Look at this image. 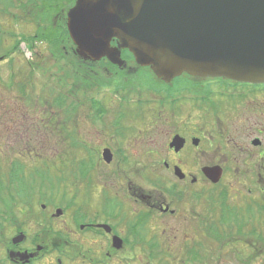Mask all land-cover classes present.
Masks as SVG:
<instances>
[{"label":"flooded vegetation","instance_id":"flooded-vegetation-1","mask_svg":"<svg viewBox=\"0 0 264 264\" xmlns=\"http://www.w3.org/2000/svg\"><path fill=\"white\" fill-rule=\"evenodd\" d=\"M64 23L66 27L65 20ZM29 26L36 29L33 23ZM10 34L16 38L25 36L12 29ZM110 47H117L115 39ZM45 48L52 68L56 69L55 62L63 65L77 60L92 66L93 89L101 88L97 87L103 81L100 76L107 83L125 78L131 82L132 74L139 70L126 50H120L124 66L118 67L106 58L96 62L81 60L70 40L58 49L46 43ZM40 65L45 64L36 63L35 69ZM49 69L45 67L43 73ZM147 73L160 84V89L143 87L138 79L130 85H116V93L125 104L135 105L134 119L141 120L139 124L150 115L157 137L167 134L162 145L154 141L155 150H144L142 144V152L147 151L142 158H153L152 155L156 160L159 158L158 167L151 168L158 181L147 176L154 185L152 191L147 194L131 191L127 183L124 201L103 199L100 212L93 213L95 201L92 200L88 220L68 213L65 207L56 217L53 214L56 208L40 206L44 213L33 216L36 218L33 225L15 224L11 236L5 231L0 233V264H231L221 263L222 250L236 239L249 248L254 258L250 262H238L255 264L259 251L257 240L264 237V216L259 219L257 214L258 206H264V84L226 86L221 81L188 77L176 88L174 82L165 84ZM58 80L61 76L53 89L59 91L63 84ZM132 93L136 95L131 100L128 97ZM147 94L154 99L145 98ZM100 106L101 103L93 101V108ZM228 122L233 125L232 130ZM131 138L139 144L134 136ZM104 149L110 151L111 163L120 169L124 180L129 178L131 172L121 171L127 165L126 155H121L120 162L107 145L99 149L101 156ZM213 167L219 168L220 173L215 183L204 173ZM199 186L205 187L200 189L201 194L194 195ZM194 205L199 206V213ZM178 218L190 220L195 231H187L179 238L172 234ZM220 218L227 221L211 231L210 221ZM40 220L43 222L36 224ZM228 236L229 240L225 241ZM211 250H214L212 254ZM229 251L235 255L243 253L236 248ZM203 255L208 258L212 255L211 263Z\"/></svg>","mask_w":264,"mask_h":264},{"label":"rangeland","instance_id":"rangeland-1","mask_svg":"<svg viewBox=\"0 0 264 264\" xmlns=\"http://www.w3.org/2000/svg\"><path fill=\"white\" fill-rule=\"evenodd\" d=\"M19 1L24 2L26 6L25 0ZM61 1L65 9L74 0ZM25 11H29L28 8ZM22 12L21 7L16 4L13 9L9 10V13H0V30H2L3 36H9L7 27L17 34L23 32L25 36L34 33L35 27L29 26L32 24L30 18L24 17ZM10 45L11 41L8 42V46ZM28 46L24 42L21 43L9 61L0 62V154L2 159L3 157L19 156L21 161L27 162L26 175L31 183L38 188H46L51 191L53 201H47L45 205L48 207L63 209L66 203L70 202L72 205L68 209V213H74L79 208H84L85 202H88V217L85 212L83 214L79 212V216L82 215L83 220L90 218L92 200L95 201L93 213L100 212L103 199L117 198L124 201L127 183H130L131 191L137 190V192L141 191L145 194L152 191L154 185L151 180L158 181V178L151 168L158 167L159 158L156 160L154 155L151 156L153 158H142L141 155L147 153V151L142 152L144 149L142 144L147 148L144 150H155L154 141L162 145L167 134L162 133L160 137H157V131L151 126L150 115L139 124L141 120H135L134 112L130 110L135 105L133 103L124 104L123 100L119 99L120 95L116 93V85L125 83L130 85L138 79L143 87L150 86L160 89V84L155 82L146 71L139 69L136 73L139 78L134 73L131 82H126L125 78L123 81L119 80L120 82L115 80L107 83L106 79L100 76L103 81L97 83V87L101 88H91L83 93L82 89L72 90L69 88L71 79H64L63 85L65 86L59 88L58 91L52 88L57 78L63 74L60 69L52 68V60L50 57L47 58L48 52L45 44L36 43L32 48ZM4 49H7L6 45L1 46V51ZM36 63L45 65H40L38 69H35ZM45 67H50L49 75L46 74V76L43 73ZM10 76L13 77V82L10 81ZM51 77L56 79L52 80ZM20 84L26 85L28 99L17 92L19 89L17 85ZM181 84V81L176 80L173 86L179 88L182 86ZM49 88L51 89L49 90ZM135 95L132 93L128 98L132 100ZM145 98L154 99L149 94L145 95ZM59 101H64L62 106L58 103ZM93 101L101 103L107 112H99L97 107L93 108ZM139 107L137 105L136 109L138 110ZM227 124L232 130L233 125L230 122ZM137 125H141V127ZM143 125L145 127H142ZM133 136L139 144H135L136 140L131 138ZM139 137L142 138L141 143L138 140ZM126 140H128L127 143ZM102 145L110 146L118 160L121 155H126L127 165L122 166L121 171L131 172L130 176L126 175L129 178L124 180L120 169L114 168L115 163L107 165L102 161L99 150ZM97 147L99 149L96 152ZM2 161L5 166L9 165L8 159ZM119 161L122 162L121 159ZM134 165L137 166L133 167ZM203 187L205 186H199V190L195 191L194 195L201 194L202 190L200 189ZM129 195L130 197L134 196L130 191ZM40 204H35L32 208L33 212L28 215L17 212L14 214L17 215L21 224L28 226L29 223H32L33 225L32 221L36 220L33 216L42 212ZM194 209L195 212H198L199 206L194 205ZM207 211H209V207ZM209 215L211 214L209 213ZM41 222L43 221H36V224ZM15 223L18 224V222ZM6 229L5 233L7 232L8 236H11L13 234L10 231L11 228ZM172 230V234L175 233L178 238L187 231H195L191 221H185L182 218L177 219ZM228 240L229 236L225 241ZM257 241L258 252H264V241L260 239ZM235 248L243 253H239L235 257L229 251ZM212 252L214 250H211V254ZM249 252V248L242 241L237 239L230 241L222 250L221 263L240 264L241 261L238 262V260H242V257L250 256L252 259V254ZM203 257L209 262L212 255L211 258H208L207 255H203ZM246 262H250V260H246ZM253 263L264 264V255L258 254Z\"/></svg>","mask_w":264,"mask_h":264},{"label":"water","instance_id":"water-1","mask_svg":"<svg viewBox=\"0 0 264 264\" xmlns=\"http://www.w3.org/2000/svg\"><path fill=\"white\" fill-rule=\"evenodd\" d=\"M66 28L84 61L122 67L128 50L164 83L186 74L264 84V0H75ZM204 173L219 180L217 167Z\"/></svg>","mask_w":264,"mask_h":264},{"label":"trees","instance_id":"trees-1","mask_svg":"<svg viewBox=\"0 0 264 264\" xmlns=\"http://www.w3.org/2000/svg\"><path fill=\"white\" fill-rule=\"evenodd\" d=\"M25 3L19 0H0V7L2 12L9 13V10L14 8L16 4L22 9V15L24 17L30 18V22L36 25V29L32 35L24 36L18 35L16 38L15 35L10 34L9 27H7V36H3L2 31L0 33V60L9 59L11 54L19 47V45L24 42L30 46L35 43L54 45L55 49H58L61 44L65 41L68 42L69 37L64 26V4L61 0H25ZM32 7V10L30 9ZM28 8L29 11H25ZM6 30V29H5ZM11 41V45L8 46V42ZM6 45L7 49L1 51V46ZM56 69H60L62 72L63 79H71V85L68 86L72 90L82 89L83 93L87 90L93 88V67L87 66L86 63H83L79 60L73 61L71 63L65 62L62 66L58 65ZM143 71L150 72L148 69H142ZM49 73L44 72V76ZM50 79L54 80L56 78L51 77ZM182 79L188 80V76H183L177 80L182 81ZM176 81V80H175ZM221 81L223 85L226 86H235L234 83H231L226 80H215ZM61 82V80H58ZM18 86V85H17ZM23 87H19L17 92L23 91ZM25 92L23 91V95ZM93 105V104H92ZM93 107V106H92ZM98 107V111L106 112L105 108ZM72 111V109H69ZM131 111L133 109H130ZM133 113V112H131ZM57 120V119H52ZM50 123V121H49ZM21 157L6 158L8 159L9 165L5 166L3 164V159L0 154V233L8 227H14L15 222L18 221L17 215L14 213L28 215L33 212V206L41 202H47L52 200L51 191L48 189H41L33 185L26 175L27 171V162L21 161ZM53 201V200H52ZM85 207L79 208L76 212L77 214L84 213L88 215V202H85ZM72 204L70 202L66 203V208H69ZM222 209V216L224 215ZM236 213H233L234 215ZM257 214L259 219L264 216V206H258ZM82 216V215H81ZM83 218V217H82ZM264 220V219H262ZM227 221L225 218H220V220L210 221V230H218L220 225ZM7 225V226H6ZM228 234V233H227ZM215 239V238H214ZM258 239L264 241L263 236H259ZM218 239L216 238L215 241ZM219 245H221L219 243ZM263 253V254H262ZM232 255H235L231 252ZM264 255V252L257 253ZM253 258V255H252ZM254 259V258H253ZM251 259V260H253ZM250 260V256L247 258L245 256V261ZM250 260V261H251ZM241 261V260H240ZM242 262V261H241ZM262 262V261H260Z\"/></svg>","mask_w":264,"mask_h":264}]
</instances>
